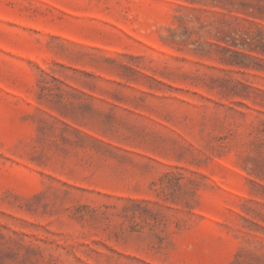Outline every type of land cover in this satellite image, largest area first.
I'll use <instances>...</instances> for the list:
<instances>
[{
    "label": "rangeland",
    "instance_id": "rangeland-1",
    "mask_svg": "<svg viewBox=\"0 0 264 264\" xmlns=\"http://www.w3.org/2000/svg\"><path fill=\"white\" fill-rule=\"evenodd\" d=\"M0 264H264V0H0Z\"/></svg>",
    "mask_w": 264,
    "mask_h": 264
}]
</instances>
